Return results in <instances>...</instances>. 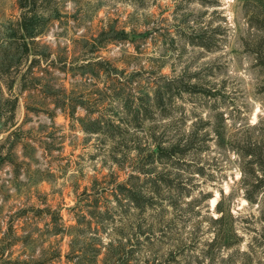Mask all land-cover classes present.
<instances>
[{
	"label": "rangeland",
	"instance_id": "obj_1",
	"mask_svg": "<svg viewBox=\"0 0 264 264\" xmlns=\"http://www.w3.org/2000/svg\"><path fill=\"white\" fill-rule=\"evenodd\" d=\"M263 14L0 0V264H264Z\"/></svg>",
	"mask_w": 264,
	"mask_h": 264
},
{
	"label": "trees",
	"instance_id": "obj_2",
	"mask_svg": "<svg viewBox=\"0 0 264 264\" xmlns=\"http://www.w3.org/2000/svg\"><path fill=\"white\" fill-rule=\"evenodd\" d=\"M261 20L264 23V14L262 15V19ZM175 145L176 144H171L170 146L164 147V146H162V144H159V143L155 144L158 153H162V151L164 149H169L171 151V153H175V151H176L175 150L176 149ZM256 148H257V152L252 151L251 153H249V155H251V156L253 155L254 158H251V159H248V160H243V163L254 162L255 166L257 167V169H259L261 171L262 175H261L260 178H262V176H264V149L261 148V147H259V148L256 147ZM242 157L244 158L245 155H242ZM257 179H258V176L256 175L255 180L257 181ZM250 186L251 187L253 186L255 188V186H257V182H254L253 185L245 183V186H244L246 194H247L246 199L252 202L253 199L251 198L252 197L251 196V191H252L253 187L250 188ZM216 211L222 214V209L220 208L219 202L216 203ZM220 219L221 218L216 217V220H220ZM94 260H95V258H94ZM94 260H92V261H94Z\"/></svg>",
	"mask_w": 264,
	"mask_h": 264
}]
</instances>
